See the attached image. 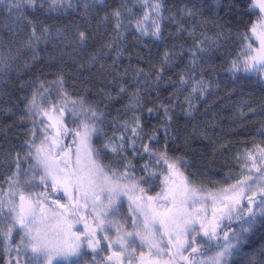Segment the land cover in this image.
Returning <instances> with one entry per match:
<instances>
[{"label": "snow or ice", "instance_id": "6c2138e0", "mask_svg": "<svg viewBox=\"0 0 264 264\" xmlns=\"http://www.w3.org/2000/svg\"><path fill=\"white\" fill-rule=\"evenodd\" d=\"M98 2L0 0V4L7 5L9 14H16L13 24L5 25L10 33L7 48L4 37L0 36V92L6 87L5 82L14 66L19 76L45 56L50 61L47 65L49 69L54 67L56 61L60 62V67L55 71L56 78L51 82L42 78L47 73L40 69L38 72L42 75L21 81L19 85L21 90L32 89L30 97H23L28 101L25 115L31 122V136L21 148L23 157L19 151L14 160L5 157L9 159V167L15 163V170L6 178L7 191L0 190V244L6 250H11L9 241L14 240L15 236L19 237L15 246V264H20L21 260L24 264H104L102 256L109 261L116 258L118 264H125V261L126 264H230L229 258L241 246L252 244L251 237L264 228V147L258 148L256 155L249 153L247 160L252 164L248 175L213 191L203 185H195L191 177L184 175L182 169L191 167L187 161L168 155L169 142L175 143L180 138V129H171L175 107L171 101V106L160 104L155 109L158 112L163 108V150L154 148L151 143L143 145V153L136 149L137 141L142 140L144 134L142 117L135 115L138 109L142 111V97L139 95L130 97V103L126 106L133 112L131 119L114 124L113 136L107 137L104 131L107 114L101 102L89 103L84 93L73 97L63 72L68 62L76 64L80 54L91 46L89 32L81 30L80 25L91 24ZM144 6L149 12L137 21L136 31L141 36L161 39L164 0H155L154 3L144 0ZM37 8L43 9L46 15L67 14L71 10L72 13L79 11L81 16L53 32L43 20H32L25 15V9ZM256 9H259V14ZM225 10L228 19L218 22L220 18L217 17L213 20L214 26L219 29L214 34L215 38L197 40L195 50L190 53L189 71L193 75L190 78L182 76L180 80L182 85L195 81L192 93H199L201 97L206 85L202 79L196 80V67L198 63L210 62V56L206 58V54L213 49L219 50L227 43L235 42L241 46L229 69L235 80L243 81L245 75L249 78L255 75L264 83V0H228ZM180 12L190 19L201 14L195 4L190 8L182 7ZM253 15L256 21L249 26V18ZM112 18L115 20V37L110 35L102 49L88 55L86 63L76 64L74 73L77 83L85 82L81 77L85 71L91 72L100 58L99 52L119 47L124 38L123 32L130 27L123 23L119 9L112 13ZM171 19L177 24L179 32L188 31L190 35L194 34L196 27L206 23L193 19L189 28L183 21H177L175 16ZM107 20V15L100 19L96 35L103 36L101 27ZM25 25L29 31H26ZM149 28L154 30L149 31ZM72 31L77 34L70 38ZM21 32L26 33L25 38L17 40ZM257 41L259 47L254 46ZM41 43L51 44L52 50H40ZM180 51L183 53V47ZM25 52L29 56L21 68L18 62ZM172 59V53L164 54L163 62L156 71L157 90L159 82L163 80V71ZM241 69L245 75H237ZM136 75L137 79L132 83L137 90L142 83L145 86L150 84L149 80L139 79L142 72ZM126 91L127 88L121 86L116 94L121 95ZM103 92L106 96L112 95L107 90ZM49 104L58 115L46 107ZM153 111V108L148 109L149 114ZM193 111L197 109L189 100L186 115H191ZM261 111L264 112V108ZM251 113L257 114L255 109H251ZM41 117H46L47 122ZM133 122L129 135V125ZM116 131L122 135L117 137ZM158 131L153 130L148 137L150 142L159 143ZM201 134L207 135L203 131ZM258 135L264 142V130ZM102 136L107 140L98 149L93 146L94 138ZM129 147L134 149L133 154L141 158L144 153L149 155L142 174L130 182L129 170L134 174L135 169L130 162H124L126 157L120 161L126 169L120 175L117 174L118 170H111L110 165L102 163V153L106 156L110 150L121 156ZM29 159L31 163L24 168L22 160L26 162ZM236 163L239 164L240 160L237 159ZM164 165H167V173L164 174L162 194L148 195L157 186L156 181L164 172ZM150 168L155 170L149 172ZM122 197H127L129 201L127 213L123 210ZM137 251L139 257L136 256ZM207 251H212L213 255L196 261V254L203 255ZM107 252H111V255H107ZM249 264H264V240L260 242L259 252L252 253Z\"/></svg>", "mask_w": 264, "mask_h": 264}, {"label": "trees", "instance_id": "16d2710c", "mask_svg": "<svg viewBox=\"0 0 264 264\" xmlns=\"http://www.w3.org/2000/svg\"><path fill=\"white\" fill-rule=\"evenodd\" d=\"M154 2L155 0H150V3ZM227 3L228 0H164L165 7L162 11L164 19L160 22L162 38L156 39L150 35L141 36L136 31L137 21L142 20L149 12V9L144 6V0H99L92 13L91 24L82 23L80 25L81 30L89 32L91 46L80 54V59L76 64L86 63L88 55L102 49L110 35L115 37L113 32L115 20L112 18V13L116 9L122 13L123 23L130 27L123 32L124 38L119 43V47L99 52L100 58L96 61L91 72L85 71L81 77V80L85 82H76L74 73L76 64L68 62L63 67L67 88L73 97L84 93L88 97L89 103L101 102V107L107 114L104 126L107 137L113 136L114 124H122L133 116V112L126 107L130 103V97L135 95L142 97V111L138 109L135 112V115L142 117L143 122L144 134L142 140L136 143V149L141 153H143L145 144L151 143L154 148L160 150L165 148L163 108H160L158 112L155 109L160 104L174 105L173 119L170 124L172 130L180 129V138L175 143L169 142L167 145L168 155L182 157L191 165L187 169H182L184 175L191 177L195 185H203L213 191L235 183L237 179L248 175L252 164L247 160L249 153L256 155L258 148L264 147V142L258 135L261 130H264V112L261 111L264 108V83L255 75H251L249 78L242 69L237 75H245V79L243 81L235 80L233 73L229 71L235 54L241 47L238 43H227L219 50L213 49L211 53L206 54V58L210 56V62L198 63L196 80L202 79L206 85L202 97L199 93H192L195 81L187 85L180 83L182 76L190 78L193 75L189 71L191 68L190 53L195 50L194 46L197 40L205 37L214 39V34L219 29L214 26L213 20L219 17L218 22H223L229 18L225 10ZM194 4L199 7L200 15L190 19L181 14L182 7L190 8ZM255 11L259 14V9ZM15 15L14 12L9 14L7 5L0 4V36L4 37L6 48L10 33L5 25L13 24ZM25 15L32 20H43L46 25L51 26L53 32H56L58 29H63L65 25L78 20L81 13L79 11L72 13L69 10L67 14L49 13L46 15L43 9L37 8L36 10L25 9ZM106 15L108 20L101 27L103 36L100 37L96 35L97 24ZM173 16L177 21H183V24L189 28L192 26L193 19L206 23L202 27H196L194 34L190 35L188 31H178L177 24L171 19ZM254 21H256V16L253 15L249 18V26ZM25 29L26 31L30 30L27 25H25ZM153 30L154 28H149V31ZM232 31L235 33V28ZM76 34L72 31L69 36L70 38L75 37ZM25 35V32H21L16 39L22 40ZM254 46L259 47V42H255ZM181 47L184 49L183 53L180 51ZM39 49L51 51L52 45L41 43ZM166 52L172 53L173 59L163 71V80L159 82L157 90L156 71L163 62ZM28 56L29 53L25 52L18 62L19 67H23V62ZM49 63L50 61L45 56L30 70L23 71L19 76H17L16 66H14L9 79L5 82L6 87L0 92V182H4L0 189L2 191H7L6 178L11 176L15 170V163L9 167V159H5V157L14 160L18 151L23 157L21 148L31 136V122L25 115V105L28 101L23 97H30L32 89L21 90L19 85L21 81H28L37 75H42L38 72L40 69L47 73L43 75V79L49 82L54 80L56 78L55 71L60 67V62L56 61L52 69L47 67ZM138 72L143 73L139 77L141 81H150L148 86L142 83L139 90L132 83L137 79ZM121 86H125L127 91L117 95ZM103 90H107L112 95L110 97L104 95ZM53 97L55 98V93H53ZM189 100L197 111L186 115L189 111ZM46 107L52 110L50 104ZM149 108L154 109L152 114H149ZM251 109H255L257 114L252 115ZM117 110H119V115ZM52 111L54 115H58L54 110ZM22 116L23 120H21ZM41 118L47 122L46 117ZM133 125L134 122L129 125V135H131V126ZM154 129L159 130L156 133L158 144L150 142L148 139ZM49 131L53 130L49 129ZM202 131L207 135L201 134ZM115 135L119 137L122 133L116 131ZM107 137L94 138L93 146L99 149L106 142ZM37 144H39V140H37ZM133 153L132 147H129L127 152L122 153L121 156L108 150L106 156L102 153V163L110 165L111 170H118L117 174L120 175L126 171L123 163L120 162L122 157H126L124 162H130L135 169L134 174L129 170L130 182L142 174L143 166L149 160L147 153H144L143 158ZM237 159L240 160L239 164L236 163ZM29 163H31L30 159L26 162L22 160L24 168H27ZM154 170L150 168L148 171ZM166 173L167 165H164V172L156 181L157 186L149 191L148 195L155 196L157 192L162 194L165 187L163 179ZM113 235H115V231H113ZM18 240L19 237L15 236L14 240L9 241L12 245L11 250H6L5 246L0 244V264H9L10 259L11 264H15V246ZM251 240L252 244L241 246L229 258L230 264H249L252 253L259 252L260 242L264 240V228L252 236ZM144 251L147 254L146 248ZM107 255H111V252H107ZM212 255V251H207L203 255L196 254V261L207 259ZM136 256L139 257V251ZM101 259L104 260V264H118L116 258L109 261L106 256H102ZM20 264H24V261L21 260Z\"/></svg>", "mask_w": 264, "mask_h": 264}, {"label": "rangeland", "instance_id": "374dc122", "mask_svg": "<svg viewBox=\"0 0 264 264\" xmlns=\"http://www.w3.org/2000/svg\"><path fill=\"white\" fill-rule=\"evenodd\" d=\"M129 182V181H128ZM123 201H124V207H123V210L125 213H127L128 211V204H129V201L127 199V197H122ZM158 203H163V201H159ZM223 223H227L226 221H224ZM131 226V221L129 220V227ZM113 231H115V229H113ZM125 264H126V261H125Z\"/></svg>", "mask_w": 264, "mask_h": 264}]
</instances>
